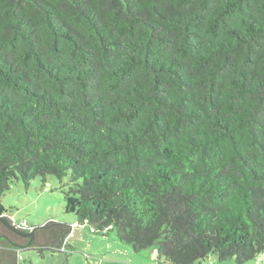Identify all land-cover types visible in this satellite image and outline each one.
<instances>
[{
	"label": "trees",
	"instance_id": "16d2710c",
	"mask_svg": "<svg viewBox=\"0 0 264 264\" xmlns=\"http://www.w3.org/2000/svg\"><path fill=\"white\" fill-rule=\"evenodd\" d=\"M49 176L158 264L259 257L264 0H0V215Z\"/></svg>",
	"mask_w": 264,
	"mask_h": 264
},
{
	"label": "rangeland",
	"instance_id": "374dc122",
	"mask_svg": "<svg viewBox=\"0 0 264 264\" xmlns=\"http://www.w3.org/2000/svg\"><path fill=\"white\" fill-rule=\"evenodd\" d=\"M67 181L49 176L45 184L38 177L26 186L20 180L11 184L3 196L6 215L21 226L20 230L43 229L50 223L69 227V234L63 237L60 247L52 244L15 247L14 264H158L152 248L136 251L132 245L122 242L116 232L106 235L91 232L93 226L80 224L75 214L67 213L64 194ZM212 260L214 264H237L235 260L219 262L215 256ZM245 264H264V252Z\"/></svg>",
	"mask_w": 264,
	"mask_h": 264
},
{
	"label": "water",
	"instance_id": "95a60500",
	"mask_svg": "<svg viewBox=\"0 0 264 264\" xmlns=\"http://www.w3.org/2000/svg\"><path fill=\"white\" fill-rule=\"evenodd\" d=\"M0 222L3 223L7 229L14 232V243H5L0 237V264H14V248L34 245V244H52L59 246L63 237L67 233L69 227L50 223L43 229L23 231L12 223L11 219L6 215H0ZM4 228L0 225V232ZM69 230V229H68ZM5 243V244H4ZM4 244V245H3ZM7 244V245H6ZM3 245V246H2ZM7 246V252L10 255V261L7 256L4 255V248Z\"/></svg>",
	"mask_w": 264,
	"mask_h": 264
},
{
	"label": "flooded vegetation",
	"instance_id": "af4514ba",
	"mask_svg": "<svg viewBox=\"0 0 264 264\" xmlns=\"http://www.w3.org/2000/svg\"><path fill=\"white\" fill-rule=\"evenodd\" d=\"M3 228H4V227H3ZM18 229H21V228L18 227ZM14 235H15L14 232H12V231L10 232V230H7V229H5V228H4L3 231L0 232L1 240H4L5 243L10 242V243L13 244V243H14ZM1 240H0V241H1ZM5 243H4V244H5ZM4 244H3V245H4ZM3 245H2V246H3ZM6 245H7V244H6ZM6 249H7V246L4 248V252H3V253H4L5 256L8 257V259H9V261H10V255H9V253L7 252Z\"/></svg>",
	"mask_w": 264,
	"mask_h": 264
},
{
	"label": "built area",
	"instance_id": "2783aa9c",
	"mask_svg": "<svg viewBox=\"0 0 264 264\" xmlns=\"http://www.w3.org/2000/svg\"><path fill=\"white\" fill-rule=\"evenodd\" d=\"M15 225H16V224H15ZM16 226L19 227V228H21V226H19V225H16ZM91 231L93 232L94 229H92ZM154 256H155V258H156V256H157V249L154 250Z\"/></svg>",
	"mask_w": 264,
	"mask_h": 264
},
{
	"label": "clouds",
	"instance_id": "9594fccd",
	"mask_svg": "<svg viewBox=\"0 0 264 264\" xmlns=\"http://www.w3.org/2000/svg\"><path fill=\"white\" fill-rule=\"evenodd\" d=\"M6 215V214H5ZM7 216V215H6ZM13 223V222H12Z\"/></svg>",
	"mask_w": 264,
	"mask_h": 264
},
{
	"label": "crops",
	"instance_id": "0c3cea01",
	"mask_svg": "<svg viewBox=\"0 0 264 264\" xmlns=\"http://www.w3.org/2000/svg\"><path fill=\"white\" fill-rule=\"evenodd\" d=\"M154 258H155V256H154ZM156 259V258H155Z\"/></svg>",
	"mask_w": 264,
	"mask_h": 264
}]
</instances>
